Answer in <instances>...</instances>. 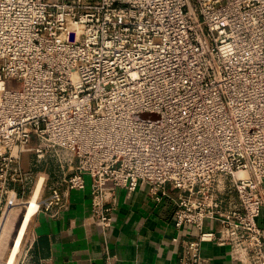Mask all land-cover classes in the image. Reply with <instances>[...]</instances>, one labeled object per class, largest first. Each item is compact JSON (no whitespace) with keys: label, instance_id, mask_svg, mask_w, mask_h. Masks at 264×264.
Masks as SVG:
<instances>
[{"label":"built area","instance_id":"1","mask_svg":"<svg viewBox=\"0 0 264 264\" xmlns=\"http://www.w3.org/2000/svg\"><path fill=\"white\" fill-rule=\"evenodd\" d=\"M43 167L35 214L90 179L109 228L117 192L146 188L177 229L217 224L195 264L214 240L264 264V0H0V210L27 208Z\"/></svg>","mask_w":264,"mask_h":264},{"label":"crops","instance_id":"2","mask_svg":"<svg viewBox=\"0 0 264 264\" xmlns=\"http://www.w3.org/2000/svg\"><path fill=\"white\" fill-rule=\"evenodd\" d=\"M24 164L32 165L31 155ZM48 167L37 171L38 201L50 200V181H43ZM90 179L86 191H73L68 209L52 217L44 210L37 212L29 223L26 249L34 247L37 261L45 264H195L188 245L200 242L201 234L215 232L217 224L209 222L203 231L192 226L180 230L174 226V201L164 198L156 203L146 188L135 192L118 191L113 206V225L104 228L94 217ZM42 185V186H41ZM172 193V187L168 186ZM37 193V191H36ZM264 231V209L258 219ZM199 264H243L231 257L229 246L216 240L203 242ZM246 264V263H245Z\"/></svg>","mask_w":264,"mask_h":264},{"label":"rangeland","instance_id":"3","mask_svg":"<svg viewBox=\"0 0 264 264\" xmlns=\"http://www.w3.org/2000/svg\"><path fill=\"white\" fill-rule=\"evenodd\" d=\"M24 156L21 161V166H22L21 168L25 171H28L31 167L29 165L26 166V164H24ZM38 181H36V186L31 192V194H28V196L24 197L21 200L23 201V203H29L31 198L36 194L37 190L35 191V189L38 188V183H39ZM38 200L39 199H37V201ZM26 210L27 208H24V207H20L14 211L5 210V209L0 210V264H5L10 256L13 242L17 236L18 230L20 228V225H21V222H22V219L24 217ZM25 241L26 240L24 237L23 243H22L20 252L17 255L15 264H22L23 262L25 251L28 249V248L26 249Z\"/></svg>","mask_w":264,"mask_h":264},{"label":"bare ground","instance_id":"4","mask_svg":"<svg viewBox=\"0 0 264 264\" xmlns=\"http://www.w3.org/2000/svg\"><path fill=\"white\" fill-rule=\"evenodd\" d=\"M39 189H40V187H39ZM38 190H37V193L31 198L30 202L28 203V207H27V210H26L24 217L22 219V222H21L20 228L18 230L17 236L13 242V246L11 249L10 256H9V258L5 264H15V262H16L17 255L20 252V249H21V246L23 243V239L25 237L29 223L31 222V219L34 216V214L37 210V207H38V201H37ZM7 216H8V214H7Z\"/></svg>","mask_w":264,"mask_h":264}]
</instances>
